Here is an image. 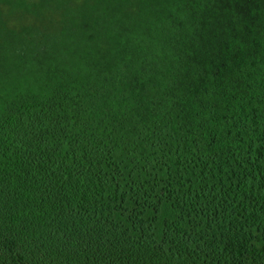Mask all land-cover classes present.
I'll return each instance as SVG.
<instances>
[{"label":"trees","instance_id":"1","mask_svg":"<svg viewBox=\"0 0 264 264\" xmlns=\"http://www.w3.org/2000/svg\"><path fill=\"white\" fill-rule=\"evenodd\" d=\"M0 264H264V0H0Z\"/></svg>","mask_w":264,"mask_h":264}]
</instances>
